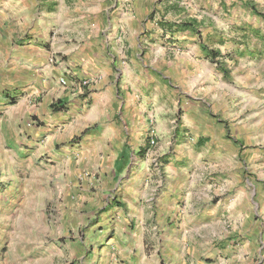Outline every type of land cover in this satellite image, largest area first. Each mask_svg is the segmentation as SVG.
<instances>
[{"label":"crops","instance_id":"obj_1","mask_svg":"<svg viewBox=\"0 0 264 264\" xmlns=\"http://www.w3.org/2000/svg\"><path fill=\"white\" fill-rule=\"evenodd\" d=\"M225 2L0 0V171L4 155L24 150L48 153L69 174L105 164L114 186L137 166L155 169L179 245L124 264H264V132L243 130L262 119L238 113L251 101L241 100L236 67L207 47L229 37ZM155 211L164 216V206ZM222 218L246 240L206 245ZM202 233L208 242L196 241ZM2 236L0 226V248Z\"/></svg>","mask_w":264,"mask_h":264},{"label":"rangeland","instance_id":"obj_2","mask_svg":"<svg viewBox=\"0 0 264 264\" xmlns=\"http://www.w3.org/2000/svg\"><path fill=\"white\" fill-rule=\"evenodd\" d=\"M225 3L226 19L221 16V20L227 24L225 31L229 37L226 43L224 39L207 42V47L215 51L219 49L217 45L223 46V54L217 53V62L226 63L231 71L236 67L235 75L244 92L241 100L251 101L245 102L238 113H244L245 120L262 119L254 128L245 124V134L253 130L264 132V0ZM255 48L261 54L253 56ZM4 148L11 149L9 144ZM36 155L32 158L25 150L11 158L4 155L5 164L0 171L1 264H124L130 255L134 260L143 259L155 246L179 245L174 229L177 219L168 212L172 203L164 198L162 204L158 195L159 184L164 181L163 176L154 174V164L158 162L149 164V169H154L150 175L145 170L140 173L137 166V175L129 171L114 186L107 180L109 170L105 164L69 174L48 153ZM261 174L264 177V169ZM243 175L250 179L251 171L245 168ZM131 177L133 182L124 185ZM158 206H164L163 217L157 216ZM256 212L262 221L264 212L257 204ZM229 219L219 221L211 234V243L206 245L219 248L229 241L236 244L246 240L243 232L224 231L223 227L231 224ZM204 237L208 242L203 233L195 239L198 242ZM215 257L213 254L212 262Z\"/></svg>","mask_w":264,"mask_h":264},{"label":"trees","instance_id":"obj_3","mask_svg":"<svg viewBox=\"0 0 264 264\" xmlns=\"http://www.w3.org/2000/svg\"><path fill=\"white\" fill-rule=\"evenodd\" d=\"M216 51H211L212 58L214 59L218 54ZM261 54V52L258 53V55ZM219 64V62H217ZM60 102H55L50 105V109L53 111L61 110L62 106L59 104Z\"/></svg>","mask_w":264,"mask_h":264},{"label":"built area","instance_id":"obj_4","mask_svg":"<svg viewBox=\"0 0 264 264\" xmlns=\"http://www.w3.org/2000/svg\"><path fill=\"white\" fill-rule=\"evenodd\" d=\"M88 82H89L88 80L83 79V80L81 81V84H82V86H85V85L88 84ZM60 83H61V84H64V83H65V80H64L63 78H61V79H60ZM150 142H151V143H154L153 140H150Z\"/></svg>","mask_w":264,"mask_h":264}]
</instances>
